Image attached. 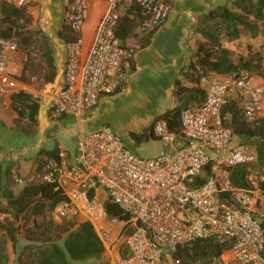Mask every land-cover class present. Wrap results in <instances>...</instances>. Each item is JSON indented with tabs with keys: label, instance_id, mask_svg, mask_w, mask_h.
<instances>
[{
	"label": "built area",
	"instance_id": "1",
	"mask_svg": "<svg viewBox=\"0 0 264 264\" xmlns=\"http://www.w3.org/2000/svg\"><path fill=\"white\" fill-rule=\"evenodd\" d=\"M106 1L92 44L85 50L91 0H63L64 20L77 37L66 43L62 85L32 78L31 87H24L13 66L18 45L0 37V108L11 109L13 96L26 92L54 117H78L124 90L125 65L138 49L118 34L122 9L137 4L145 18L144 29L151 32L168 20L173 8L167 0ZM0 2L26 4V0ZM201 85L206 98L181 110L179 131L172 130L166 118L154 122L152 133L165 146L181 142L174 150L141 158L105 124L79 138L74 156L60 149L41 171L16 176V183L52 184L65 196L57 218L90 222L110 264H165L166 252L212 237L231 243L227 252L213 257L212 264H264V230L257 216L264 210V175L248 173L246 188L233 183L234 169L250 170L257 152L249 144L235 142L237 136L223 114L231 101L238 100L248 121L264 118V84L242 71L204 77ZM208 166L206 180L197 184ZM106 198L131 219L111 216L104 206Z\"/></svg>",
	"mask_w": 264,
	"mask_h": 264
},
{
	"label": "trees",
	"instance_id": "2",
	"mask_svg": "<svg viewBox=\"0 0 264 264\" xmlns=\"http://www.w3.org/2000/svg\"><path fill=\"white\" fill-rule=\"evenodd\" d=\"M118 34L124 41L135 36L141 14L140 7L133 4L123 8ZM155 31L142 36L141 47L150 44ZM196 33L200 36L196 51L189 57L187 67L179 73L174 94L180 105L159 118H166L174 131H179L180 112L191 104L202 103L206 91L201 85L204 77L212 75L226 77L242 71L253 72L258 80L264 77V0H235L220 5L199 17ZM0 37L17 43L23 55V69L20 79L30 84L37 78L45 84L55 83L59 75L57 47L50 35L40 26H32V17L25 6L0 2ZM59 37L68 43L76 39L65 22ZM248 39L247 53L234 56L233 47L228 44ZM11 109L17 119L28 124L23 133L39 128L40 105L28 93L20 92L12 98ZM225 123L240 139V144L252 143L257 152L255 169L264 172V118L248 121L238 100H233L223 111ZM138 143L154 137L152 131L131 134ZM155 138V137H154ZM59 148L52 151L40 149L36 157L37 168L57 157ZM14 164L0 162V264L5 256L7 243H12L16 264H110L106 248L94 226L82 219H59L57 208L65 196L52 184L35 182L25 185L15 193ZM248 168L238 167L232 174L233 183L238 187H249ZM210 167L204 169L206 180ZM17 175L21 176L18 172ZM104 206L113 217L130 220L124 209L109 198ZM264 230V219L261 221ZM129 234L130 230H126ZM231 247L228 239L212 237L178 247L165 253V264H212L214 256L222 255ZM6 249V250H5ZM124 256L128 254L126 244L121 245ZM8 258V255L6 254Z\"/></svg>",
	"mask_w": 264,
	"mask_h": 264
},
{
	"label": "crops",
	"instance_id": "3",
	"mask_svg": "<svg viewBox=\"0 0 264 264\" xmlns=\"http://www.w3.org/2000/svg\"><path fill=\"white\" fill-rule=\"evenodd\" d=\"M173 8V11L168 20L154 33V36L149 45L141 47L140 40L146 31L144 29L145 18L141 13L139 21H136L138 27L135 30V36L125 40L129 45L137 47V53L132 61L125 65V70L128 75L127 84L119 94L112 97L103 98L99 106L95 109L86 111L81 116H62L54 117L51 112L42 108L39 111V128L35 136L42 134L35 150L44 149L42 143L48 134H55V127L61 125L63 131L72 135L75 144L74 153L67 149L63 144L58 142L55 148L46 150L52 151L56 148L66 151L71 157L77 152V142L81 136L99 130L103 125L100 123V118L104 112V106L116 98H133L138 103L146 102L148 97L154 99L155 103L160 104L157 114L150 119L142 128L141 133L147 129L152 131L154 122L164 113L171 111L180 105L174 91L175 84L179 78L180 71L189 64V57L196 51L197 41L200 36L196 33L199 17L206 14L210 10L235 0H167ZM32 17V26L42 27L53 39L57 47V65L59 75L55 84H63V69L66 57V42L60 39L59 32L65 23L64 20V3L63 0H26L24 5ZM17 7V6H16ZM107 9L106 0H91V18L94 13L98 14L93 23V29L89 37H85V50H88L94 39L96 27ZM122 9V13H123ZM89 21H87L88 23ZM86 23V25H87ZM85 25V26H86ZM257 42H261L258 40ZM16 60L13 64L16 72L20 75L23 69V55L19 54L12 57ZM24 82V81H23ZM26 88L31 87L28 83H23ZM125 96V97H124ZM170 102V103H169ZM200 104V103H199ZM199 104H191L196 106ZM0 108V118L3 110ZM30 137V138H31ZM125 145V144H124ZM181 142H177L174 146L166 147V151L170 152ZM126 146V145H125ZM129 149L128 147H126ZM130 150V149H129ZM27 154V151L24 150ZM131 151V150H130ZM132 152V151H131ZM0 162L10 164L4 153L0 152ZM10 154V153H9ZM135 154V153H134ZM9 160V159H8ZM8 162V163H7ZM14 166L13 172L15 178L19 172L21 176H27L30 173L39 171L36 167L28 169V167L16 169ZM233 174V173H232ZM12 189L15 193L20 192L24 185L14 182ZM238 187V186H237ZM7 249V250H6ZM5 256L2 257V264H16V254L13 250L12 243H7ZM8 255V258L6 257Z\"/></svg>",
	"mask_w": 264,
	"mask_h": 264
},
{
	"label": "rangeland",
	"instance_id": "4",
	"mask_svg": "<svg viewBox=\"0 0 264 264\" xmlns=\"http://www.w3.org/2000/svg\"><path fill=\"white\" fill-rule=\"evenodd\" d=\"M97 15L98 14L94 13L93 16L89 18V22L84 29L85 37H89L91 34L93 23L95 22ZM263 41L264 39H262L260 43L257 42L258 45H262ZM249 43L248 39L244 38L240 42L235 44L230 43L228 45L231 48L233 47V54L237 57L247 53V45ZM251 73L256 76L253 72ZM260 81L264 84V77ZM160 107L162 106L155 103L154 99H151V97H148L144 103H138L133 98L118 97L116 98V101L112 100L109 104L104 106V116L100 118V123L109 124L126 147L137 156L144 159L153 158L167 152L164 143L160 139L154 137H151L148 141L138 143L131 134H141L142 128L150 121L154 114H157ZM1 110L4 112H2L0 118V152L5 154L9 159H7L9 163H13L15 167L17 166L16 169L28 167V169L30 168L31 170L37 166L36 157L39 150H35L34 148L40 138H43L42 134H39L38 138H33L31 137L33 131L29 130L28 134L23 133V128H26L28 123L18 120L16 113L12 109L3 108ZM54 131L55 134H48L46 136L42 143V147L49 150L55 148L58 142H60L63 146L74 153L75 144L72 135L63 131L60 124L55 127ZM146 131L148 132V129ZM235 142L241 143L238 137ZM248 144L255 149L254 144ZM24 150L27 151V154H23L26 153ZM256 163L247 171L248 173L252 172L256 177H260L264 175V172L259 173L255 169ZM261 213V216H257L262 221L264 219V210H262Z\"/></svg>",
	"mask_w": 264,
	"mask_h": 264
}]
</instances>
